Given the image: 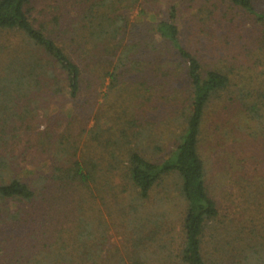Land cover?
Returning a JSON list of instances; mask_svg holds the SVG:
<instances>
[{
    "label": "rangeland",
    "instance_id": "obj_1",
    "mask_svg": "<svg viewBox=\"0 0 264 264\" xmlns=\"http://www.w3.org/2000/svg\"><path fill=\"white\" fill-rule=\"evenodd\" d=\"M78 1L81 0H37L30 14L39 24L58 14L53 11L57 6L64 22H72L78 19ZM151 1L154 5H157L155 2L164 4L163 0ZM263 3L264 0H260L258 7ZM138 11V7L122 10L129 23L126 32L134 30V39L142 41L145 37H138L137 33L144 34L147 25L138 18ZM148 12L147 18L151 19L153 13H158L159 17L165 15L164 10ZM206 13V9L185 7L181 15L183 34L207 60L224 70L234 67L237 74H246V67L251 64L245 50L248 44H257L255 28L247 22L241 23V17L234 24L227 16L224 19L221 8L215 12L216 26L211 28L215 34L209 35L201 30ZM220 18L223 19L217 21ZM233 25V33H228L226 38L228 42H221L222 37L217 36H223L230 30L228 26ZM6 35L3 33L1 37ZM81 40L76 36L70 41L71 50L76 54L83 51L86 56L83 78L87 84L84 83L80 99H48L37 111L33 130L12 141L18 164L16 173L28 180L35 190V198L32 201L0 199V264H136L137 261L181 264L177 255L183 238L180 180L173 174L166 176L141 202L121 169L126 149L135 147L154 161H160L170 152L175 142L173 137L180 129L188 87L182 74L179 72L178 78L175 75L178 70L171 67V76L167 69L133 72L112 89L109 78L102 76L104 42L96 43L92 37ZM258 68L261 69L259 65ZM163 80L177 82L178 91L165 85L156 93L151 88L148 90L149 84L164 83ZM144 81L148 84H141ZM175 93L179 101L168 103L165 98ZM220 96L221 99L216 98L211 104L204 132L202 153L210 172L209 182L213 194L220 200L223 219L234 226L247 225L246 231L258 230L249 223L248 227L244 221L253 217L254 205L263 209L260 204L264 203V194L251 186V176L250 181L245 182L246 187L239 185L236 174L229 169L231 159L236 158L231 151L230 129L234 121L230 122L231 118L225 116L221 108L229 102L236 105V98L229 99L235 96V91L228 94L224 91ZM1 103L0 97V107ZM244 118L245 113L239 115L236 125L244 123L247 127ZM84 159L94 166V170L89 169L95 173L96 181L80 187L72 183L61 185L59 176L75 160ZM246 164L254 169L252 174H258L256 179L260 178L259 173H264V167L253 160ZM251 189L253 192L247 197ZM248 198L254 204H249Z\"/></svg>",
    "mask_w": 264,
    "mask_h": 264
},
{
    "label": "trees",
    "instance_id": "obj_2",
    "mask_svg": "<svg viewBox=\"0 0 264 264\" xmlns=\"http://www.w3.org/2000/svg\"><path fill=\"white\" fill-rule=\"evenodd\" d=\"M35 1L0 0V199L32 201L35 198V190L28 180L16 173L18 164L12 141L33 130L37 111L48 99H80L84 83L87 84L83 78L86 56L83 51L76 54L71 50L70 41L76 36L81 37V41L92 37L96 43L104 42L102 76L109 78L112 89L133 72L167 69L171 76V67L178 70L175 74L178 78L179 72L182 74L188 87L180 129L173 137L175 142L170 152L160 161H154L135 147L126 149L121 169L141 202L166 176L173 174L180 180L178 191L183 202V238L177 254L180 263L264 264V207L259 209L254 205L253 217L244 221L258 230L250 231L249 228L246 231L247 225L240 223L238 227L223 219L221 203L213 194L210 172L202 153L211 104L214 99L222 98L220 93L235 91V96L229 99L236 98V105L228 101L229 104L221 108L224 115L231 118L229 121H234L230 129L231 151L236 158L231 159L229 169L236 174L239 185L246 187L245 182L250 181L251 176V186L264 194V173H259L261 176L256 179L258 174H252L254 169L246 164L253 160L264 167V3L258 7L260 0H207L205 3L187 0V4L185 0H163L164 4L155 2L157 5L151 4V0H81L76 5L77 20L65 23L63 13L60 14L59 7L55 6L53 11L58 14L36 24L38 19L30 14ZM136 7L138 18L147 25L144 34L142 31L137 33L138 37H145L142 41L134 39V30L126 32L129 23L122 12ZM185 7L199 11L206 9L201 30L209 35L215 34L211 28L216 26L215 12L221 8L224 19L227 16L233 24L241 17V23L252 25L258 36L257 44H248L245 50L251 64L246 68L251 72L237 74L234 67L224 70L207 60L181 30ZM150 9L164 10L165 15L159 17L158 13H153V19L147 18ZM228 29L223 36H217L222 37L221 42L227 41L234 25ZM3 33L7 35L1 37ZM163 81L153 86L149 84L148 90L151 88L156 93L161 85H165L178 91L177 82ZM165 100L170 104L179 101L177 94L168 95ZM243 113L247 127L235 122ZM125 143L128 145L127 141ZM72 164L59 176L61 185L72 183L80 187L96 181L95 173L90 170H94V166H90L87 159L75 160ZM252 192L251 189L247 197ZM247 202L254 204L249 198ZM260 205L264 206V203ZM244 211L248 212V208Z\"/></svg>",
    "mask_w": 264,
    "mask_h": 264
}]
</instances>
